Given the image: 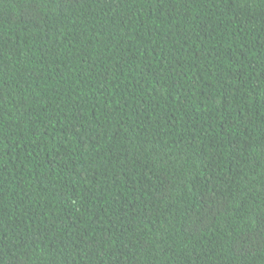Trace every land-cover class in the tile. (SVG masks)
<instances>
[{
	"label": "trees",
	"instance_id": "obj_1",
	"mask_svg": "<svg viewBox=\"0 0 264 264\" xmlns=\"http://www.w3.org/2000/svg\"><path fill=\"white\" fill-rule=\"evenodd\" d=\"M0 264H264V0H0Z\"/></svg>",
	"mask_w": 264,
	"mask_h": 264
}]
</instances>
